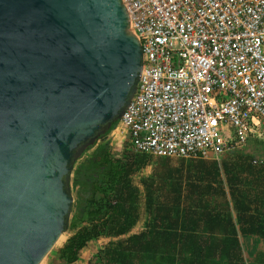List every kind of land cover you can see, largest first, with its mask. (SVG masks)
<instances>
[{"label":"water","instance_id":"1","mask_svg":"<svg viewBox=\"0 0 264 264\" xmlns=\"http://www.w3.org/2000/svg\"><path fill=\"white\" fill-rule=\"evenodd\" d=\"M141 55L121 0H0V264H40L66 231L74 160L128 106Z\"/></svg>","mask_w":264,"mask_h":264},{"label":"built area","instance_id":"2","mask_svg":"<svg viewBox=\"0 0 264 264\" xmlns=\"http://www.w3.org/2000/svg\"><path fill=\"white\" fill-rule=\"evenodd\" d=\"M121 1L142 52L125 150L218 162L264 142V0Z\"/></svg>","mask_w":264,"mask_h":264},{"label":"trees","instance_id":"3","mask_svg":"<svg viewBox=\"0 0 264 264\" xmlns=\"http://www.w3.org/2000/svg\"><path fill=\"white\" fill-rule=\"evenodd\" d=\"M117 122L74 160V201L65 231L72 234L58 259L74 264L81 250L101 237L114 240L97 251L98 264H246L242 236L264 248V163L230 154L221 163L172 164L165 157L145 182L146 217L133 232L140 220V190L131 177L149 164V156L111 152L107 136Z\"/></svg>","mask_w":264,"mask_h":264},{"label":"rangeland","instance_id":"4","mask_svg":"<svg viewBox=\"0 0 264 264\" xmlns=\"http://www.w3.org/2000/svg\"><path fill=\"white\" fill-rule=\"evenodd\" d=\"M113 136V137H112ZM107 139L110 142L111 145V152L113 153H117V154H123L125 153V147L127 145L126 140H120L117 138H114V135H111V131L109 132ZM235 155L239 158H241L240 160H245L248 159L247 157H249V159L253 160L254 164H260V163H264V144L262 145H258L257 142L256 143H252V145L249 147V151H235V152H230V153H226L223 154L219 157L218 159V163H221L224 159H226L228 157V155ZM165 157H148V162L149 164L144 167L141 168L138 172H136L132 177V182L135 186H137L140 190V195H139V214H140V225L138 227H136L135 229H133L134 232H138L139 230L142 229L143 227V223H144V219H145V213H144V185L145 182H147L148 180H150V178L153 177V170L159 167V164H161V162L164 160ZM185 162H187L188 159H184ZM170 162L172 164H177L178 162H180V159H175V158H171ZM70 192L72 193L73 197V190L71 187V182H70ZM142 223V224H141ZM71 232H64L61 237L58 239L59 241L56 242V244L51 248V250L46 254V256L42 259V261L40 262V264H64L60 259H58L57 254H58V250L62 247V245L66 242V240L69 238V236L71 235ZM108 241L106 240H100L97 242L98 246L95 247L94 249H91V253L90 254H86V256L79 255L78 258V262L76 261L74 264H98L97 259H96V253L98 250H100ZM242 244V249L243 248ZM89 246V245H88ZM96 246V244L94 245ZM245 246V245H244ZM246 248V246H245ZM252 248H258L257 244H254V246Z\"/></svg>","mask_w":264,"mask_h":264},{"label":"crops","instance_id":"5","mask_svg":"<svg viewBox=\"0 0 264 264\" xmlns=\"http://www.w3.org/2000/svg\"><path fill=\"white\" fill-rule=\"evenodd\" d=\"M257 142V144L258 145H262V144H264V142H258V141H250V142H248L247 143V145H245V147H243L241 150L244 152V151H246V152H248L249 151V147L252 145V143H256ZM241 150H239V151H241ZM263 188V190H264V187H260V189H262ZM142 224V223H141ZM140 225V222L137 224V226H135V228L136 227H138ZM134 228V229H135ZM134 232V231H133ZM100 240H106V241H110V240H114V238H109V237H101V238H99L98 240H93V241H91V242H89L88 244H87V246L85 247V248H83L82 250H81V252H80V256H86V254H90L91 253V249H94L95 247H97L98 246V244H97V242L98 241H100ZM240 241L242 242V239L240 238ZM244 242H243V244L245 245V246H247V244H248V246L250 245V244H252V246H253V244L255 243V242H253V240H247V239H244L243 240ZM96 244V246H94ZM242 244V243H241ZM256 244L258 245V248H253L252 250H250V248H247V249H243V251H244V254H245V259H246V264H259L260 263V258H261V255L263 254V252H264V248H263V245L259 242V241H257L256 242ZM89 245V246H88ZM243 245V248H245V246ZM90 247H91V249H90ZM78 262V261H77ZM221 264H224L223 262H221Z\"/></svg>","mask_w":264,"mask_h":264},{"label":"bare ground","instance_id":"6","mask_svg":"<svg viewBox=\"0 0 264 264\" xmlns=\"http://www.w3.org/2000/svg\"><path fill=\"white\" fill-rule=\"evenodd\" d=\"M59 240H60V239H59ZM59 240H58V241H59Z\"/></svg>","mask_w":264,"mask_h":264}]
</instances>
